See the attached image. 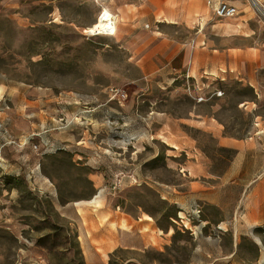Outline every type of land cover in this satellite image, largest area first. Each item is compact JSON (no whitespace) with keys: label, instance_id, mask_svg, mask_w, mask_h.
Masks as SVG:
<instances>
[{"label":"rangeland","instance_id":"374dc122","mask_svg":"<svg viewBox=\"0 0 264 264\" xmlns=\"http://www.w3.org/2000/svg\"><path fill=\"white\" fill-rule=\"evenodd\" d=\"M248 1L264 38V0ZM103 3L0 0V153L5 158L3 165L0 161V264H87L80 223L62 206L99 204L102 197L90 177L109 167L98 168L90 160L130 150L129 139L108 148L102 141L106 132L95 130H190L188 122L196 115L237 136L261 130L264 102L244 82L217 79L201 82L202 87L187 75L164 81L158 74L147 82L138 58L119 42L117 24L114 35H87L93 25L101 32L112 25L100 17L102 7L111 11ZM258 79L264 85V70ZM150 149L163 160L168 152L158 141ZM184 156L181 152L180 159ZM163 160L147 170L170 181L172 172ZM111 182L106 179L103 186L110 197L126 195L160 227L170 225L172 233L161 248L137 254L119 249L96 264H191L194 238L171 220L175 207L148 187L126 190L124 185L110 194ZM255 236L264 246V232L251 236L254 241ZM225 246L232 249L231 242ZM235 249L233 258L218 264H241L245 254L238 245Z\"/></svg>","mask_w":264,"mask_h":264},{"label":"crops","instance_id":"0c3cea01","mask_svg":"<svg viewBox=\"0 0 264 264\" xmlns=\"http://www.w3.org/2000/svg\"><path fill=\"white\" fill-rule=\"evenodd\" d=\"M229 3L238 9L232 18H216L207 0H104L103 4L116 14L118 40L138 58L147 82L157 74L164 81L187 75L202 87L204 81L237 80L254 89L259 102H264V85L258 79L264 70L260 23L248 0ZM259 125L261 130H244L237 136L212 118L196 115L188 122L190 130H95L106 132L102 141L108 148L130 140V150L118 151L119 156L98 154L90 160L98 168L109 167L90 177L96 194L101 191L99 204L77 201L62 206L67 216L80 223L79 239L87 264L104 263L119 249L137 254L161 248L172 233L170 225L160 227L126 195L118 198L106 193L105 180L119 171L137 179V184L125 179L124 189L153 190L161 201L175 207L176 218L171 220L178 229L195 232L191 264H218L233 258L237 245L245 254L241 264L253 263L255 258L257 264H264L261 240L251 239L264 232V120ZM155 141L168 150L164 160L150 149ZM181 152L185 154L182 160ZM162 160L172 172L170 181L147 170L149 164ZM0 161L3 165L2 153ZM195 206L200 209L199 219L190 220ZM230 242L231 250L225 246Z\"/></svg>","mask_w":264,"mask_h":264},{"label":"built area","instance_id":"2783aa9c","mask_svg":"<svg viewBox=\"0 0 264 264\" xmlns=\"http://www.w3.org/2000/svg\"><path fill=\"white\" fill-rule=\"evenodd\" d=\"M207 5L211 9L213 15L217 18H232L238 14L237 8L224 0H217V1L207 0ZM101 14H103V11L101 12ZM109 24L102 30L101 33H99V30L90 31L89 29H87L85 33L90 36L114 35L116 32V26H114V24L112 25H109ZM111 92L116 93L118 92V89L112 88ZM217 94H219V92ZM197 99L201 100L202 98H197ZM125 179L130 180V182L133 184H137V179L134 175L129 174V173L128 174L118 173L114 175L112 178V182L110 183V186H109L110 192L114 194L117 192H120L121 189L125 185ZM199 214H200V209L198 206H195V208L192 209L191 214H189L188 218L190 220L199 219ZM218 229H220L219 226H218ZM189 232H190V235H195L194 231L189 230Z\"/></svg>","mask_w":264,"mask_h":264},{"label":"bare ground","instance_id":"6f19581e","mask_svg":"<svg viewBox=\"0 0 264 264\" xmlns=\"http://www.w3.org/2000/svg\"><path fill=\"white\" fill-rule=\"evenodd\" d=\"M102 11H103V14L100 13V17H101V19H102V20H106V21H111L112 24H114V26H116V24H117V19H116V17H115L116 15L113 14L111 11H109L106 7H103ZM88 29H89L90 31L97 30V28H96L95 25H93L92 27H90V28H88ZM100 32H101V31L99 30V33H100ZM99 194H101V191L99 192ZM256 241H258V242L260 243V241H259L258 238H256Z\"/></svg>","mask_w":264,"mask_h":264}]
</instances>
